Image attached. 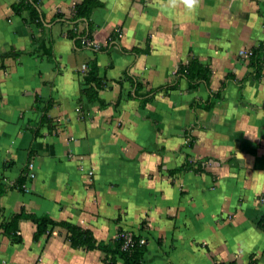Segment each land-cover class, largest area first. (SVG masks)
Returning <instances> with one entry per match:
<instances>
[{"label": "crops", "instance_id": "crops-1", "mask_svg": "<svg viewBox=\"0 0 264 264\" xmlns=\"http://www.w3.org/2000/svg\"><path fill=\"white\" fill-rule=\"evenodd\" d=\"M20 1L0 0V177L13 182L29 161L34 175L0 197V264H107L61 227L35 239L28 218L14 242L1 221L21 211L103 243L132 231L147 239L143 264H264V61L257 72L241 54L264 46V0H201L194 12L100 0L94 47L57 17L82 0H40L43 28L14 11ZM92 59L104 86L89 101ZM191 59L211 69L194 89L175 75ZM219 91L212 109L197 105ZM41 99L53 127L35 137ZM204 159L205 170H177Z\"/></svg>", "mask_w": 264, "mask_h": 264}, {"label": "trees", "instance_id": "trees-1", "mask_svg": "<svg viewBox=\"0 0 264 264\" xmlns=\"http://www.w3.org/2000/svg\"><path fill=\"white\" fill-rule=\"evenodd\" d=\"M40 0H21L18 4L13 5V9L17 13L28 11V22L38 27H44V20L42 14L38 9ZM101 5L100 0H82L76 3L72 12L57 13V17L65 19L71 26L68 29V35L74 39L77 46H87L83 43L84 39L93 40L94 25L91 22V14L93 9ZM87 23V25H85ZM44 45V42H43ZM94 47L93 45H91ZM18 55L15 53L14 56ZM250 65L254 68V71L259 72L262 63L264 61V46L251 49ZM88 70L84 74V82L86 88L83 89L82 93L85 94L89 101L99 100V91L104 86L103 78L99 75V66L97 60L92 59L86 63ZM211 69L203 66L196 59H191L187 64H184L175 72L177 77H183L188 81V87L190 89L197 88L201 82L210 81ZM140 89V85L136 87V93ZM220 95V91L214 93L213 97L206 102H200L197 105L206 110L212 109ZM146 101L149 98L145 99ZM103 102V101H102ZM52 103L51 100H38L36 110L40 112L39 119L34 123L35 137L41 136V130L45 127L52 128V119L48 115ZM189 137V136H188ZM191 138V137H189ZM208 159L197 160L193 162L186 161L178 171L205 170ZM11 163H6L5 167L8 168ZM30 161L21 170L19 175L13 182L4 181L3 177H0V197L6 194L9 190L18 189L20 191L26 190V182L28 180ZM22 218L31 219L37 226L35 232V239H38L43 234H51L55 228L61 227L66 230L67 239L74 248L84 249H98L105 253V261L107 264H117L118 259L123 261V264H143L144 254L146 251V244H141L140 239L142 236L134 233L133 244L129 248H124L125 239L122 235L124 231H121L119 235L109 243H103L97 241L91 230L73 224L69 221H58L53 219L47 214L35 215L32 213H26L21 211L15 214L9 220L3 219L1 226L4 229L5 234L14 242H21L22 236L18 233V223ZM258 226L264 230V215L258 222ZM216 264H238L236 261H221ZM247 264H257V258L253 256Z\"/></svg>", "mask_w": 264, "mask_h": 264}, {"label": "built area", "instance_id": "built-area-1", "mask_svg": "<svg viewBox=\"0 0 264 264\" xmlns=\"http://www.w3.org/2000/svg\"><path fill=\"white\" fill-rule=\"evenodd\" d=\"M83 43H85L88 46H91V45L94 44L93 40H91V39H84L83 40ZM241 54L242 55L249 56L251 54V50H249V51H246V50L245 51H242ZM82 69L83 70H87V65L86 64H83L82 65ZM32 167H33V164L31 163L29 165V168H30L29 176H31V177L34 175L33 172H32ZM121 236H123L124 239H125L124 248H129L130 246H132V244H133V238H134V232H132V231H124V233H122ZM140 243L141 244H147V239L145 237H141Z\"/></svg>", "mask_w": 264, "mask_h": 264}, {"label": "clouds", "instance_id": "clouds-1", "mask_svg": "<svg viewBox=\"0 0 264 264\" xmlns=\"http://www.w3.org/2000/svg\"><path fill=\"white\" fill-rule=\"evenodd\" d=\"M200 4L201 0H166L165 7L168 9L183 7L188 12H194Z\"/></svg>", "mask_w": 264, "mask_h": 264}]
</instances>
